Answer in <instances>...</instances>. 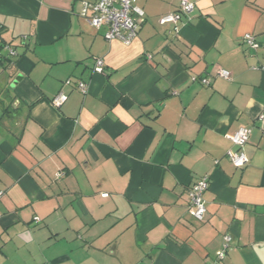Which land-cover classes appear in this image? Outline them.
Wrapping results in <instances>:
<instances>
[{"label": "crops", "instance_id": "1", "mask_svg": "<svg viewBox=\"0 0 264 264\" xmlns=\"http://www.w3.org/2000/svg\"><path fill=\"white\" fill-rule=\"evenodd\" d=\"M84 1L0 0V264H264V0H190L177 33L181 0H137L128 45Z\"/></svg>", "mask_w": 264, "mask_h": 264}, {"label": "built area", "instance_id": "2", "mask_svg": "<svg viewBox=\"0 0 264 264\" xmlns=\"http://www.w3.org/2000/svg\"><path fill=\"white\" fill-rule=\"evenodd\" d=\"M194 9L195 4L193 2L190 0H181L180 9L177 12L162 16L159 23L162 26L173 24L174 31L177 33L179 31V24L184 19L190 20ZM81 17L87 20L92 27L99 30L105 29L104 37L107 41L118 40L127 45L131 44L137 38L139 29L146 21L144 11L137 6V0L84 1ZM245 41L250 48L255 50L259 48V44L253 36L247 35ZM8 50L10 54H15L11 48H8ZM95 72H105V62L103 59H97L95 61ZM219 75L226 79H231V74L229 72L221 70ZM70 83L71 82L68 81V84ZM203 83H207V80H204ZM76 85L83 94L87 93L88 84L86 82L78 80ZM68 99L67 95L60 94L54 98L53 104L61 107ZM259 121L264 125V115L259 116ZM251 132L252 130L250 128L243 127L230 137L238 150L236 152H228L227 157L236 168H244L249 164V159L245 154L244 147L249 142ZM209 185V178L204 177L193 184L188 190L190 206L198 221H204L206 212L204 194L208 190ZM107 196L108 194H103V197ZM35 221L39 223L40 218H35ZM224 239L226 251L229 248L232 238L231 236H225ZM224 257L225 252L220 254L216 264L223 261Z\"/></svg>", "mask_w": 264, "mask_h": 264}, {"label": "water", "instance_id": "3", "mask_svg": "<svg viewBox=\"0 0 264 264\" xmlns=\"http://www.w3.org/2000/svg\"><path fill=\"white\" fill-rule=\"evenodd\" d=\"M18 80H16V82H17Z\"/></svg>", "mask_w": 264, "mask_h": 264}, {"label": "trees", "instance_id": "4", "mask_svg": "<svg viewBox=\"0 0 264 264\" xmlns=\"http://www.w3.org/2000/svg\"><path fill=\"white\" fill-rule=\"evenodd\" d=\"M81 81H83V80H81Z\"/></svg>", "mask_w": 264, "mask_h": 264}]
</instances>
